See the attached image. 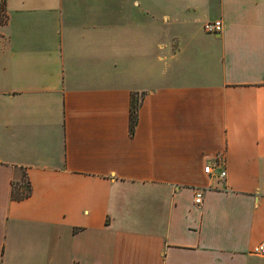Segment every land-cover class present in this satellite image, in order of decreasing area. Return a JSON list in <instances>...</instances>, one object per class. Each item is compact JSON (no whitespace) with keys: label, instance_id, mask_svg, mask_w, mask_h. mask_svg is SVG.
<instances>
[{"label":"crops","instance_id":"0c3cea01","mask_svg":"<svg viewBox=\"0 0 264 264\" xmlns=\"http://www.w3.org/2000/svg\"><path fill=\"white\" fill-rule=\"evenodd\" d=\"M0 16V264H264V0Z\"/></svg>","mask_w":264,"mask_h":264},{"label":"trees","instance_id":"16d2710c","mask_svg":"<svg viewBox=\"0 0 264 264\" xmlns=\"http://www.w3.org/2000/svg\"><path fill=\"white\" fill-rule=\"evenodd\" d=\"M2 16H0V22L2 21ZM140 106L139 98H137L134 94L131 97V108H130V130L131 133L134 131L135 125L137 123V114ZM31 186L29 181L25 178L22 179V183H13L12 187V197L14 199H23L30 195Z\"/></svg>","mask_w":264,"mask_h":264},{"label":"built area","instance_id":"2783aa9c","mask_svg":"<svg viewBox=\"0 0 264 264\" xmlns=\"http://www.w3.org/2000/svg\"><path fill=\"white\" fill-rule=\"evenodd\" d=\"M204 29L208 32L218 33L222 29V22L220 19L210 20L204 23ZM205 172H212V165L207 164L205 166ZM226 175L225 171H221L219 176L223 177ZM204 198L203 190L197 189L194 194V202L196 204H202ZM254 254L264 255V240H262L259 244L255 245L252 249Z\"/></svg>","mask_w":264,"mask_h":264}]
</instances>
